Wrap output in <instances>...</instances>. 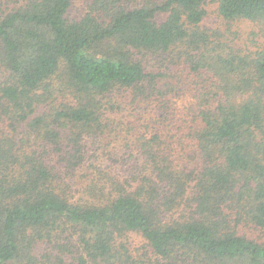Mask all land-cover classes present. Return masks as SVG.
Masks as SVG:
<instances>
[{
    "label": "trees",
    "instance_id": "1",
    "mask_svg": "<svg viewBox=\"0 0 264 264\" xmlns=\"http://www.w3.org/2000/svg\"><path fill=\"white\" fill-rule=\"evenodd\" d=\"M208 2L259 27L253 49L210 38ZM0 73V264H136L133 233L152 264H264V0H0ZM118 89L157 126L113 123ZM187 89L180 142L148 110ZM125 127L132 176L77 198L88 139Z\"/></svg>",
    "mask_w": 264,
    "mask_h": 264
},
{
    "label": "rangeland",
    "instance_id": "2",
    "mask_svg": "<svg viewBox=\"0 0 264 264\" xmlns=\"http://www.w3.org/2000/svg\"><path fill=\"white\" fill-rule=\"evenodd\" d=\"M78 1V0H77ZM76 7L74 9V12L77 11V8H80V3L76 2ZM207 9V15L203 22V30L210 36L212 40L218 39L221 41L227 42L230 46H232L235 49H240L242 47H250L249 49H253L252 46L253 43H250L251 38L253 37L254 31H259V27H257L255 24H253L251 21L246 19H232L227 20L223 18L217 9V4L215 2H208L206 4ZM77 16H80V10L76 12ZM75 14V13H74ZM259 38V37H257ZM263 41L261 38L257 40ZM156 60L157 58H153ZM5 75L0 73V80H3V77ZM162 81V78H159ZM171 80V79H170ZM168 80V81H170ZM198 88V87H197ZM165 92L166 90H162ZM185 93L187 96L182 95H169L172 97L169 106L167 110L169 112H166L163 109H160L159 103H154V108L149 109L148 112L151 113L152 111L156 110L162 117V121L165 122V128H163L165 134H169L170 132L174 131L176 132V125H180L181 127H178L177 136L180 142H186V135L188 133V128L190 125V122L193 118L190 116L189 106L192 102L195 101V98L193 97L195 94H197V91L194 89H187L185 90ZM169 94V93H167ZM64 96V95H63ZM162 97V95H159ZM65 99L69 98L70 95H65ZM133 98V94L130 93L128 90H116L114 94H108L106 97V104L110 107V102H114L116 104H119V109H117L114 112H111L109 110L106 115L107 117L112 120L113 123H127L132 122L134 131L137 132L139 129L138 127L141 126L144 121H149L154 117L146 116L145 118L137 119L138 117V110L141 109L139 107L132 108L130 106V101ZM108 99V100H107ZM59 103L61 102L60 98L58 99ZM175 106L178 108L175 110ZM52 106H45L42 105V110H51ZM175 114H178L179 120L186 119L184 122L182 120V123H177L175 119ZM156 118V117H154ZM6 121H9L7 118ZM172 122V126L170 128L167 127V123ZM1 123V122H0ZM151 123V122H150ZM2 124V123H1ZM151 127H156V123H151ZM133 128H131L133 130ZM122 131H119V133L114 134H106L97 138L96 140L94 138L88 139L89 141V150L86 153V162L84 164V169L80 170L75 178L74 182L75 185H73L72 194L78 197H85L87 198V195L84 193V187L89 185L90 180H94L95 177H99L102 171H109L110 169H113L114 166L117 167V169H120L121 175H125L124 177L132 176L131 169L129 167L130 162L126 161L128 157L131 155V153H135L132 155H136L137 152H135V145H139L138 141L135 142V137L133 134H127L130 128L125 127L124 129H121ZM24 134H22L23 136ZM170 142V139H169ZM131 144V146L126 147V145ZM125 151V154L123 152ZM139 162H142L140 160ZM94 165V166H92ZM115 169V168H114ZM124 169H126L124 171ZM129 169L130 171H128ZM134 171V169H133ZM66 188L70 193L71 197V182L65 180ZM260 233V232H259ZM129 242H130V257L131 259H134L137 261L136 264H139L138 260L142 256L143 264H152L150 257H152V252L149 249L148 245L145 242L144 238L139 234H130L129 235ZM260 237L264 238V232L260 233Z\"/></svg>",
    "mask_w": 264,
    "mask_h": 264
}]
</instances>
